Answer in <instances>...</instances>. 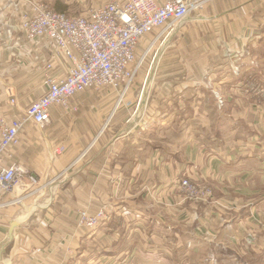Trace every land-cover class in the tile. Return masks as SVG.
<instances>
[{"label": "crops", "instance_id": "1", "mask_svg": "<svg viewBox=\"0 0 264 264\" xmlns=\"http://www.w3.org/2000/svg\"><path fill=\"white\" fill-rule=\"evenodd\" d=\"M30 1L40 3L0 0V114L4 115L22 114L45 92L46 73L64 76L70 66L64 55L55 54L49 38L32 42L24 38L17 18L21 11H32ZM231 1L235 4L227 9L221 1H212L191 13L185 25L175 27L176 53L165 60L177 62V73L170 71L172 65L161 76L152 75L151 65L146 72L145 87L159 90L162 113L153 129L161 131L158 137L151 139L150 128L138 134L135 121L126 122L130 108L128 113L123 106L113 109L111 93L116 92L108 89L76 93L71 99L77 108L74 114L55 105L44 126L23 125L6 165L14 162L26 172L18 186L0 193V264H78L72 258L90 264L89 256L97 257L96 264H118L122 256L127 259L124 264H264V106L241 101L242 95L232 90L228 101L233 118L219 112L216 74L211 71L221 62L226 63L220 69H227L231 59L230 65L243 69L255 63L254 68L264 69V0ZM206 30L216 35L212 41L194 40L196 33ZM49 62L51 68L45 70ZM156 80L162 82L160 87ZM149 111L156 109L150 105ZM174 114L184 119L167 125ZM225 117L232 118L234 128L236 119L248 125L249 136L234 139V133L226 134V145L216 150L213 143L215 154L205 155L202 130L213 134L218 118ZM117 133V163L111 160L103 176L90 182L89 175L100 172L103 151L109 149L105 137L115 138ZM153 140H158L156 145ZM58 145L65 150L56 156ZM179 178L211 186L212 197L184 202L172 188ZM41 188L54 190L48 204L25 201L28 197L37 201ZM70 194L80 200L74 202ZM106 202L114 216L94 231H75V204L95 212ZM58 223L62 230L54 228ZM50 244L57 245L48 250Z\"/></svg>", "mask_w": 264, "mask_h": 264}, {"label": "built area", "instance_id": "2", "mask_svg": "<svg viewBox=\"0 0 264 264\" xmlns=\"http://www.w3.org/2000/svg\"><path fill=\"white\" fill-rule=\"evenodd\" d=\"M209 0H116L91 9L87 16L72 17L50 10L45 4L31 2L33 19L22 13L20 28L30 39L42 37L56 41L66 55L70 66L64 76L46 73L45 92L26 108L22 119L0 124V193L20 184L26 172L16 164L6 165L11 157L9 148L16 143L19 130L25 121L42 126L50 120V107H71L70 99L87 88H120L131 82L130 66L135 62L134 48L145 35L157 28L166 30L170 25L185 21L191 13L200 11ZM57 12V13H56ZM170 29V33L174 31ZM78 54H74L73 49ZM51 68V62L45 64ZM75 109V108H74ZM184 191L191 200L206 199L211 195L207 186L181 179L174 188ZM201 196V197H199ZM100 209L95 216L82 213L83 227H96L103 218Z\"/></svg>", "mask_w": 264, "mask_h": 264}, {"label": "rangeland", "instance_id": "3", "mask_svg": "<svg viewBox=\"0 0 264 264\" xmlns=\"http://www.w3.org/2000/svg\"><path fill=\"white\" fill-rule=\"evenodd\" d=\"M114 1H116V0H38V2H40V3H37V4H45L50 10L57 11L58 13H64V14L66 13L72 17H78V16H87L91 9H93L97 6L99 7L103 4H109V3L114 2ZM212 1H214L212 4L218 3V1H221V7H224L226 9L228 7L230 8L232 5L235 4L231 0H209L204 4V6L201 10L205 9L206 6L209 3H211ZM28 4L31 7L30 2H28ZM218 7H219V5H218ZM28 11L29 12H26V11L25 12L28 14V16H29L28 18L31 20L35 17V15H33V10L32 11L28 10ZM22 13L23 12L21 11L19 13L18 18H17L19 20L18 24H20ZM187 21H189V20H187ZM218 23H223V22L218 21ZM185 24L186 23L183 21L182 23H180L178 25H175V24L170 25L168 28H166V30H164L163 28H157L154 31H152L151 34L145 35L143 38H141L137 42V45H135V48H134L135 62L130 66V69H131L132 73L134 74L131 82H128L125 85H121L120 88H116V89L114 87H107V86H104L103 88L102 87L98 88V89H108V90H112L113 92H116V93H111V94H115V100H114L115 102L113 101V105H114L113 109L116 107L119 108V107L123 106L122 109H124L128 113V109L130 108L129 109L130 112L127 116L126 122L133 123L135 121L138 128L136 130L135 128L131 127V129L136 130L138 134H141L142 131L145 132L146 130H148L150 128L151 139L158 137L157 134L160 135L161 131H158V130L154 131L153 129H154V126L157 125V123H160V120H159V122H154V120H156L157 117L161 115L162 109H161L160 103L158 102L159 98L157 97L159 90H155L156 87L154 85H153V88H152V86L149 88L147 86V88H146L145 85L147 83V79L143 82V78H144V76L147 75V73H150V69H149L150 65H151L150 68H153V70L151 69V73H153L152 75L161 76L160 73L167 70L166 66H168V65H172L169 68V69H172V70H170L171 72H174V73L178 72L177 65H176L177 62L167 64L165 58L167 56L173 57V55L176 53V41L178 38H177L176 32L173 31L170 33V29L173 28L174 26L179 27L180 25H185ZM19 27H20V25H19ZM176 28H174V29H176ZM24 34H25V32H24ZM196 35H197L198 39L194 38V40H197V41H199V40L212 41L213 38L216 36V35L214 36L213 31H210V30H206L205 33L202 32L201 34H200V32H198V33H196ZM35 36L36 37L30 39L25 34L24 38H26V40L28 42H32L34 40L41 38L42 34L39 33V34H36ZM261 36H263V35H261ZM142 41L144 42V44H142L140 46L139 44ZM255 41H257V40H255ZM52 43L55 46V54L56 55H64L66 57V55L58 48L56 41H53ZM217 43L220 44L221 39L219 41H217ZM73 52H74V54L75 53L78 54L77 53L78 51L75 48L73 49ZM66 59L69 62L67 57H66ZM229 61L230 62H229V66L227 67V69H225V67L220 69V66H222L223 64L226 63V62H221L220 64H217V66L214 70H211L213 73L216 74L214 77V79H215L214 84H216L214 86V91H215L214 95L216 98V105H217L216 110H218L219 112L222 111L223 114L232 117L229 113V108H232V106H231V102L228 101V99H231L233 93H235L232 90H235L239 95H242V96H240L241 101L248 100V101H251V104L264 106V69H262V65H261V70H259V68L258 69L254 68L256 63L251 64V66H245L243 69V68L238 67V65H235V64L230 65L232 63V59ZM259 65H258V67H259ZM263 68H264V65H263ZM44 69L47 70L45 68V65H44ZM185 71L187 72V69H185ZM207 71H209V69ZM205 76H206V78H204V79H205V81L208 82V79H207L208 74ZM155 83L157 84L158 87H160L162 84V82L159 80H156ZM152 84H154V81L152 82ZM138 85L141 86V87H139V89H138ZM134 88H137L138 91H134ZM87 89H93V88H87ZM139 91H140V93H139ZM146 93H148V95ZM130 95H133V96L130 97ZM143 95L145 96V98L144 97L142 98ZM71 99H70V103H71ZM233 103H235V102H233ZM55 105H52V106H55ZM150 105L156 109V112H150L149 111ZM56 106H60V105H56ZM60 107L62 108V106H60ZM71 107L72 108L69 107L67 110L63 109V111L64 112H72L73 114L76 113L77 108L74 105H71ZM233 108L235 109V107H233ZM24 113H25V111L18 116H9V115L0 114V124L1 123H6V124L10 123L12 120H14L16 118L22 119L24 117ZM232 118H229V117L218 118V121L216 123L217 130L213 134H212V132H210L209 129L202 130V132H201L202 133L201 134L202 135V139H201L202 143L200 146L202 148V152L205 155L215 154L214 153L215 150L211 149L213 143L217 144L216 150L218 148H220L221 146L226 145L225 142L227 140L224 137V136H226V134H230L231 132L234 133V135H232V137L234 139H236V138L243 139V138H246L249 136V133H248L249 129H247V127L248 128H250V127L248 125H246L247 126L246 127L243 123H239V119H236L237 121L235 123V128H234L232 120H231ZM174 119L183 120L184 116L182 114H174L169 119V121L167 122V125H170ZM233 121H234V119H233ZM28 122H30V121H25L24 124H26ZM30 123H32V122H30ZM32 124L34 126H37L34 123H32ZM241 124H243V125H241ZM107 126L108 125H104V129L107 128ZM37 127H39V126H37ZM166 131H168V129H166ZM251 131H253V130H251ZM254 131H256V130L254 129ZM205 134H207V135H205ZM114 135H115V138H110V137L106 138L105 137L106 147H108L109 149L107 150V148H106V150L103 151V154H105V157H104V160L102 161V164H101L102 169L100 170V172L97 173V175H93V177L89 175V181L90 182L95 183V182H97V179H96L97 176H101V175L103 176V173H102L103 169H105L106 166H109L111 164V160L114 162V164L117 163L116 159H118L119 152L116 149V144H118V141L116 139L119 137V134L117 133ZM17 141H18V137H17ZM17 141H16V143H17ZM157 141L158 140H153V144L156 145ZM16 143L11 145L9 149H11L13 146H15ZM64 150L65 149H64L63 145H58L57 147L54 148V153L56 156H58V155L62 154ZM236 150H237V148H236ZM111 156H112V158H111ZM80 157H81V155L74 158V160L70 163L71 167H73L77 162H79ZM6 159H5V162H6ZM12 164H16V163L13 162ZM21 169L23 170L24 168H21ZM21 179H22V177H21ZM181 179H184V178H179V179L174 180V183L172 184L173 189L175 187H177V185ZM186 179H188L192 183L199 184L201 187H203V186L209 187L211 189V195L206 199H197V200L191 201V199L186 197V193L184 191H180V193H179L175 189L174 191L178 192V194L184 200V202H197L199 200H209L212 197L213 188L211 186L193 182L189 178H186ZM21 190H23V188H21ZM24 193H26L25 190H23L22 194H24ZM53 195H54V190H50L49 188H46V189L41 188V190L36 195L37 201H33L34 197H28L27 199H25V201L26 202H32V205H37L38 203L48 204L49 201L51 200V198L53 197ZM91 196H92V194L89 193V198H91ZM69 197L74 202H77L78 200H80V198L77 199L75 194H70ZM199 197H201V196H199ZM88 208L85 207V208L81 209L79 204H75V209H74V214H73L74 217H72V219H74V221H76L75 225H72V226H75V231H80V229H82V228H88L89 230L94 231L98 228V226L104 220H109L110 217L114 216V213L112 212V209H111L112 206H111V204H108V202L100 205L99 209L95 208L96 209V210L94 209L95 212H91L90 211L91 209L89 208L90 209L89 210ZM100 209L103 210V216L104 217L102 218V221L96 227H93V226L83 227L81 224L82 213L95 216L96 213ZM52 217H53V215H52ZM38 223L42 226H44V224H45V222H41V221H39ZM47 223L49 224V227H48V229H49L51 227V224H50L51 220ZM54 228H56L58 230L59 229L62 230L63 226L60 223H58L57 226ZM56 245L57 244H50L48 247V250L53 249ZM52 258L53 257L51 256V257H44L43 259L48 261V259H52ZM109 258H110V260H112V256H110ZM72 259H74V262H78V264H82L80 260H78L76 258H72ZM96 260H97L96 256H89L88 257V261L90 262V264H96ZM106 260H108V259L106 258ZM126 261H127L126 256H122L119 258L118 264H124V263H126Z\"/></svg>", "mask_w": 264, "mask_h": 264}]
</instances>
